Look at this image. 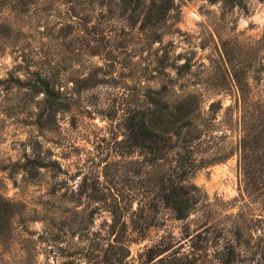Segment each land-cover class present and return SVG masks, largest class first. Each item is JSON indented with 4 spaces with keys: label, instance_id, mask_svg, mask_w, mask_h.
I'll return each instance as SVG.
<instances>
[{
    "label": "rangeland",
    "instance_id": "rangeland-1",
    "mask_svg": "<svg viewBox=\"0 0 264 264\" xmlns=\"http://www.w3.org/2000/svg\"><path fill=\"white\" fill-rule=\"evenodd\" d=\"M7 1L0 264H107L109 209L148 202L157 171L127 154L123 118L156 90L169 102L197 95V158L228 154L192 173L201 198L184 219L145 205L148 226L125 231L117 264H264V188L244 187L237 148L241 115L264 118V0H169L151 26L134 1ZM40 78L48 98L29 88Z\"/></svg>",
    "mask_w": 264,
    "mask_h": 264
},
{
    "label": "trees",
    "instance_id": "trees-1",
    "mask_svg": "<svg viewBox=\"0 0 264 264\" xmlns=\"http://www.w3.org/2000/svg\"><path fill=\"white\" fill-rule=\"evenodd\" d=\"M24 5L20 0H15ZM129 5L134 1L143 12V25L151 26L161 20L170 8L169 0H121ZM235 4L239 0H223ZM8 2L0 0V4ZM10 35L8 24L0 22V37ZM240 105L248 101L246 84L233 78ZM32 92H42L51 96L48 83L40 78L36 83H28ZM197 95L187 94L169 102L160 90L144 94V104L138 110H131L123 118V143L127 154L137 148L141 159L139 164L155 165L156 174L149 177V184L144 191V198L148 202L136 203L135 209L130 213L123 212L114 201L109 209L110 223L108 236L112 238L107 242V264L119 263L121 252L127 251V241L121 239L127 229L142 232L148 226L149 214L147 209L161 205L168 208L175 219H184L198 203L201 196L197 187L189 181L192 173L206 164L221 161L227 157L224 153L220 157H196L194 152L202 140L204 133L197 129L196 117L200 113V104ZM54 104L51 99L49 107ZM213 106V104H211ZM218 104L216 103L215 106ZM250 115V114H249ZM241 115V135L237 142L239 162L243 175L244 187L248 186L255 191L264 188V118L256 114L251 122L244 120ZM148 193V195H146ZM2 210L0 209V214ZM128 214V222L125 215ZM141 219L142 221H139ZM223 264H228L222 261Z\"/></svg>",
    "mask_w": 264,
    "mask_h": 264
}]
</instances>
